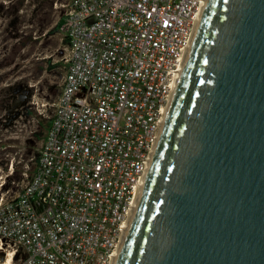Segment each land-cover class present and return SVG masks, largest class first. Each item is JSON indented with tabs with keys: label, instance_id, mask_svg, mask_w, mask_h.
<instances>
[{
	"label": "built area",
	"instance_id": "obj_1",
	"mask_svg": "<svg viewBox=\"0 0 264 264\" xmlns=\"http://www.w3.org/2000/svg\"><path fill=\"white\" fill-rule=\"evenodd\" d=\"M199 2L55 4L60 91L33 167L0 196V245L18 264H109Z\"/></svg>",
	"mask_w": 264,
	"mask_h": 264
},
{
	"label": "water",
	"instance_id": "obj_2",
	"mask_svg": "<svg viewBox=\"0 0 264 264\" xmlns=\"http://www.w3.org/2000/svg\"><path fill=\"white\" fill-rule=\"evenodd\" d=\"M109 264H264V0H200Z\"/></svg>",
	"mask_w": 264,
	"mask_h": 264
},
{
	"label": "rangeland",
	"instance_id": "obj_3",
	"mask_svg": "<svg viewBox=\"0 0 264 264\" xmlns=\"http://www.w3.org/2000/svg\"><path fill=\"white\" fill-rule=\"evenodd\" d=\"M66 0H0V37L5 30L6 47L10 55L5 58L11 64H2L0 83V174L9 173L0 187L1 193L8 188L15 191L25 164L33 167V160L47 130L46 119L40 114L60 91L66 63L62 59L67 40L55 24L59 14L55 7ZM3 58V57H2ZM11 68V69H7ZM20 82L31 84L28 111L8 120L5 111L12 100L5 84ZM6 102V103H5ZM39 122V123H38ZM14 181L16 184H14ZM2 254V252H0ZM10 264H18L17 257Z\"/></svg>",
	"mask_w": 264,
	"mask_h": 264
},
{
	"label": "flooded vegetation",
	"instance_id": "obj_4",
	"mask_svg": "<svg viewBox=\"0 0 264 264\" xmlns=\"http://www.w3.org/2000/svg\"><path fill=\"white\" fill-rule=\"evenodd\" d=\"M0 14H1V6H0ZM6 26L8 25L6 24L3 26V32L5 36L7 34H10L5 30ZM5 36L2 35L3 39H1L0 37V83H1V72L5 71V70H2L1 68L2 64H4V66L6 64H11V61L8 62L9 60L5 58L7 55H10L9 51L11 49L5 46L7 43ZM7 69H11V68H7ZM5 86L7 87L6 89L10 91L8 97L10 98V100H12L11 105H9L5 111V117L8 118V120H12L16 118L21 112L28 111L27 109L28 104L32 96L31 95L32 85L22 84L20 82H13L11 84L10 83L5 84ZM0 106H1V98H0Z\"/></svg>",
	"mask_w": 264,
	"mask_h": 264
},
{
	"label": "bare ground",
	"instance_id": "obj_5",
	"mask_svg": "<svg viewBox=\"0 0 264 264\" xmlns=\"http://www.w3.org/2000/svg\"><path fill=\"white\" fill-rule=\"evenodd\" d=\"M10 173L11 172L9 171V173L4 172V173L0 174V187L2 186V184H4L6 177ZM0 252H2V254H0V264H10L11 263V257H12V251L4 249L0 245Z\"/></svg>",
	"mask_w": 264,
	"mask_h": 264
},
{
	"label": "trees",
	"instance_id": "obj_6",
	"mask_svg": "<svg viewBox=\"0 0 264 264\" xmlns=\"http://www.w3.org/2000/svg\"><path fill=\"white\" fill-rule=\"evenodd\" d=\"M57 26H58V24H56ZM39 123V122H38ZM46 123H47V127H48V125H49V121L46 119Z\"/></svg>",
	"mask_w": 264,
	"mask_h": 264
},
{
	"label": "crops",
	"instance_id": "obj_7",
	"mask_svg": "<svg viewBox=\"0 0 264 264\" xmlns=\"http://www.w3.org/2000/svg\"><path fill=\"white\" fill-rule=\"evenodd\" d=\"M57 20H58V16H57V19H56V22H55V24H57Z\"/></svg>",
	"mask_w": 264,
	"mask_h": 264
}]
</instances>
